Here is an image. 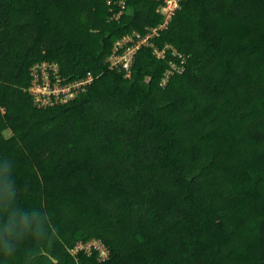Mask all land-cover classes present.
Listing matches in <instances>:
<instances>
[{"label":"trees","instance_id":"16d2710c","mask_svg":"<svg viewBox=\"0 0 264 264\" xmlns=\"http://www.w3.org/2000/svg\"><path fill=\"white\" fill-rule=\"evenodd\" d=\"M163 5L0 0V264H264V0H180L112 65ZM52 66L93 80L37 108Z\"/></svg>","mask_w":264,"mask_h":264},{"label":"built area","instance_id":"2783aa9c","mask_svg":"<svg viewBox=\"0 0 264 264\" xmlns=\"http://www.w3.org/2000/svg\"><path fill=\"white\" fill-rule=\"evenodd\" d=\"M179 1L180 0H164V5L162 6L164 12L159 9V11H161L164 15V20L158 28L150 29L145 35L134 32L133 35H126L116 41L114 51L110 57L112 65L121 64L123 68L129 70L132 56L137 49L142 46L153 48L152 39L157 36L159 29H163L168 25L171 16L175 13L179 6ZM122 14L123 12L120 10L112 18L117 19ZM125 44H129V46L124 49L123 53L116 54L117 48L122 47V45ZM156 54L158 57H164V53L161 51L156 50ZM51 73L52 76L50 75V72H44L41 79L38 75H33L36 80L33 81L32 79L30 92L35 96L34 103L37 108L46 109L54 106L55 104L65 103L74 98L77 93L83 92L85 87L93 80V77L88 75L81 81L64 84L60 79L57 80L53 78V74L56 73V69L53 66L51 68Z\"/></svg>","mask_w":264,"mask_h":264},{"label":"clouds","instance_id":"9594fccd","mask_svg":"<svg viewBox=\"0 0 264 264\" xmlns=\"http://www.w3.org/2000/svg\"><path fill=\"white\" fill-rule=\"evenodd\" d=\"M14 224V218L12 221H10V225H13ZM16 227L18 228L19 230V234L22 236L24 233H26L29 228L31 227L29 221H28V218L27 217H24L21 222L19 223V225H16ZM11 227L9 228V231H11ZM40 232V225L37 224L36 225V228H35V232H34V235H38Z\"/></svg>","mask_w":264,"mask_h":264},{"label":"rangeland","instance_id":"374dc122","mask_svg":"<svg viewBox=\"0 0 264 264\" xmlns=\"http://www.w3.org/2000/svg\"><path fill=\"white\" fill-rule=\"evenodd\" d=\"M161 11L162 12H164V10L163 9H161ZM160 11V12H161ZM32 73H33V75H38V73H35V72H33L32 71ZM38 77H39V75H38ZM34 80H36V78H33V81ZM237 89H240V88H237ZM89 247H90V245L88 244H82V242L80 241V243L78 244V246L75 248V249H73L71 252L74 254V255H76V254H78L79 253V251L82 249V250H87V249H89ZM98 250H99V258H105L106 257V255L104 254V251H103V249L102 248H100V245H98ZM91 252V251H90ZM93 253V252H92Z\"/></svg>","mask_w":264,"mask_h":264}]
</instances>
